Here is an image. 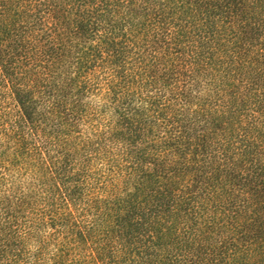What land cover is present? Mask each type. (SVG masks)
Masks as SVG:
<instances>
[{"label":"trees","instance_id":"1","mask_svg":"<svg viewBox=\"0 0 264 264\" xmlns=\"http://www.w3.org/2000/svg\"><path fill=\"white\" fill-rule=\"evenodd\" d=\"M0 264H264V0H0Z\"/></svg>","mask_w":264,"mask_h":264},{"label":"rangeland","instance_id":"2","mask_svg":"<svg viewBox=\"0 0 264 264\" xmlns=\"http://www.w3.org/2000/svg\"><path fill=\"white\" fill-rule=\"evenodd\" d=\"M139 4L141 5V7L143 6V3L142 2H139ZM139 9H137L138 11ZM130 26H128L129 28ZM149 43L147 45L144 46V49L142 51V54L140 55V57H137L139 58L138 61H142L143 64L141 66H138V63H137V58H135V56H133V59L132 60H128L127 63L124 65L126 69H128L126 71V75L125 76H134L135 75H139V72H136V67H141V69H144L145 68V54H148V55H152L153 54V51H152V44L155 43L153 39H150L148 41ZM70 66V65H69ZM140 76H135V82L136 84H129L128 86H126L125 88H122V91H127L128 92V98L135 101L138 97H145V74L142 73V71H140ZM60 76L64 79V81H66L67 78L70 77V68L68 67V63L63 66L61 69H60ZM190 95L192 97H200V96H205L206 95V92L204 91V88L203 87H200V89L198 88L197 91H192L190 92ZM49 103L48 101H43L42 102V107L44 109L45 105ZM135 104V102H134ZM42 110V109H41Z\"/></svg>","mask_w":264,"mask_h":264}]
</instances>
